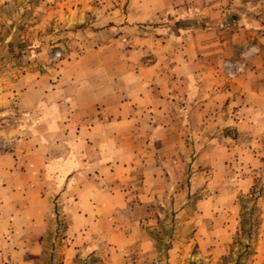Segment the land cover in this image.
<instances>
[{
    "label": "crops",
    "instance_id": "obj_1",
    "mask_svg": "<svg viewBox=\"0 0 264 264\" xmlns=\"http://www.w3.org/2000/svg\"><path fill=\"white\" fill-rule=\"evenodd\" d=\"M126 1H57V11L70 12L42 21L71 34L86 22L89 37L71 40L59 68H28L13 83L17 100L1 97L25 120L23 151L0 154V264H43L32 251L52 232L62 251L50 264H191L197 244L214 257L227 252L231 226L204 221L230 215L216 204L222 195L188 208V176L197 187L212 170L200 156L188 159L218 131L252 138L254 168L264 164V0H232L225 21L221 0ZM126 20L120 30L131 48L120 51L116 26ZM15 37L6 34L7 49ZM249 41L260 54L239 81L220 87L210 64Z\"/></svg>",
    "mask_w": 264,
    "mask_h": 264
},
{
    "label": "rangeland",
    "instance_id": "obj_2",
    "mask_svg": "<svg viewBox=\"0 0 264 264\" xmlns=\"http://www.w3.org/2000/svg\"><path fill=\"white\" fill-rule=\"evenodd\" d=\"M57 1L59 0L2 1V8L0 9V48L3 51L0 55V142H11V149L12 147L13 149L6 152L0 150V154H15L23 151L21 129L25 120L19 107L13 103H11V106H5L6 99L1 97L9 93L10 99L17 100V96L20 94L18 88L20 87H12L13 83L21 81L28 68L32 71L39 68H44V70H46L45 68H59L62 60L66 59L67 53L73 50L71 40L78 41L84 36L89 37L86 22L75 25L74 32L71 34L68 31L72 30L61 29V24L56 25L51 19L46 23L42 21V17L48 15L49 12H54L53 15H58V13L64 15V13L68 14L70 12V9L66 8H59L57 11L54 8ZM63 1L67 0H61V2ZM215 1L205 0V3ZM221 1H225V3H222L223 8L220 10L221 19L224 21L226 19L230 20L231 14L227 13L228 6L230 4L234 5V3L232 0ZM43 2H48V4L44 5ZM98 2L101 8L106 4V1ZM123 8L121 9L123 10ZM124 9L126 11V7ZM96 10L99 11L100 9L90 10L89 14L97 17V14L94 13ZM122 10L121 13H124ZM204 14L202 18L209 16L215 17L214 20L217 19V16ZM170 16L171 14L168 15V17ZM90 17L92 18V16ZM167 23L168 25L165 28L168 31L172 26L169 21ZM125 25H130L127 20L116 26L119 32L115 37L118 38L119 45L117 48L120 51H128L131 48V37L125 31L120 30V26ZM223 25L225 26L226 23ZM11 31L16 32L17 37H15L13 45L7 49L5 37ZM125 37L127 38L126 41H124ZM58 43L61 44L56 45ZM228 45L230 46V43ZM234 45L238 48L228 50L227 55H224L220 63L217 61V63L210 64L211 67L217 68L216 75L219 76L218 81L222 83L220 87L230 88L232 81H239L247 73L248 65L252 64L253 59L261 52L260 44L256 41ZM208 82L214 84L212 80ZM214 93L217 94L218 90ZM229 132L226 130L224 133ZM218 133L217 131L215 136L211 137V139H215L216 143H212L213 145L208 146L206 151L200 155L192 153L188 159V162L191 161L192 163L200 156L201 162L212 168L211 171H207L206 177H208V180L205 185L193 187L190 180L191 174L188 176L186 183L189 192L192 196H195V200L189 202L188 208L193 211L203 209L205 206L201 200L208 197L206 195L221 194L223 200L221 202L217 201L216 204L221 203L224 210H228L230 215L205 217L204 221L213 220L214 224L215 221L220 220L231 226L226 241L229 247L225 254L214 257L209 253L210 248L199 249L198 244L196 247L192 246L189 250L192 253L190 255L192 258L191 264H200V261L205 264H264V164L261 163L254 168L256 165H253L254 159L250 151L253 145L249 143L252 138L240 137L237 133H231L233 139L231 141L229 137L217 136ZM237 144H240L238 149L235 148ZM234 148L235 150H232ZM249 175H252V178L250 179L251 182L247 183L246 176ZM197 197L199 198L198 201ZM197 220H200V218H197ZM191 235H193V232H191ZM58 236L59 234L55 232L46 234L43 236L45 247L32 251L34 256L42 259L43 264H48V262L50 264L53 258H61L62 249L55 247V242H52V239L58 238ZM51 242L54 247H51ZM98 262L102 263V260L96 259L93 262L91 260V264H98ZM155 264L160 263L155 261Z\"/></svg>",
    "mask_w": 264,
    "mask_h": 264
},
{
    "label": "built area",
    "instance_id": "obj_3",
    "mask_svg": "<svg viewBox=\"0 0 264 264\" xmlns=\"http://www.w3.org/2000/svg\"><path fill=\"white\" fill-rule=\"evenodd\" d=\"M127 40V38L125 37L124 38V41H126ZM11 142H8V141H4L3 143H1L0 142V150H3V151H12V149H13V147H12V149H11V144H10ZM98 264H101L100 262H98Z\"/></svg>",
    "mask_w": 264,
    "mask_h": 264
}]
</instances>
